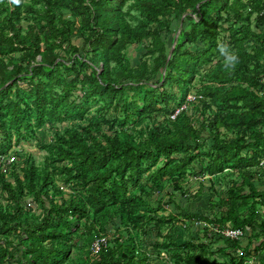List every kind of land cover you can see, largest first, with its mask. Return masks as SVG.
Instances as JSON below:
<instances>
[{
	"label": "trees",
	"instance_id": "trees-1",
	"mask_svg": "<svg viewBox=\"0 0 264 264\" xmlns=\"http://www.w3.org/2000/svg\"><path fill=\"white\" fill-rule=\"evenodd\" d=\"M263 11L264 0H0V155L17 158L12 180L0 169V264H264ZM45 126L44 162L20 167L10 150ZM206 189L218 197L208 210L175 203ZM199 223L196 238H173ZM227 227L247 244L215 232Z\"/></svg>",
	"mask_w": 264,
	"mask_h": 264
},
{
	"label": "rangeland",
	"instance_id": "rangeland-1",
	"mask_svg": "<svg viewBox=\"0 0 264 264\" xmlns=\"http://www.w3.org/2000/svg\"><path fill=\"white\" fill-rule=\"evenodd\" d=\"M42 5L38 4L37 5V8H41ZM66 17H69V15H66ZM196 18V20L198 21L200 19V17L198 16H194ZM74 39V42L76 45L78 46H82L83 44V41H82V38L80 36H75L73 37ZM177 39H178V36L176 37L175 41H174V45H173V48H175V45L177 44ZM193 46H190V48H192ZM172 48V49H173ZM194 48V47H193ZM145 53V49H144V46L143 45H136V46H133V47H130L128 49V55H129V58L131 59L133 65H137L139 63V60L140 58L144 55ZM60 54H62L64 56V52H61ZM95 109V108H94ZM94 109L92 110V114L95 113ZM193 111L190 112V114H192ZM91 116V115H90ZM90 118V117H89ZM70 126V123L66 124V125H59L58 128L60 130H64L66 127H69ZM44 130L45 131H41L37 134V138L33 141H28V142H22L20 145L18 146H13L12 149L10 150V152H12L11 154H13L14 152L18 154V158H19V164H20V167H22L25 163V160L28 156H34L35 159H36V162L38 164H41L44 162L45 160V155L47 154V152L45 150H42L40 147H39V142H43V141H46V142H49L53 137H52V134L50 133L49 129L47 126L44 127ZM197 169L199 170L200 167H197ZM12 171V170H11ZM9 178V180H12L11 178V172L9 173V175L7 176ZM200 180L199 179H195V177H190V179H188L187 183H186V188L189 190V193H191L192 195H194L200 188ZM204 183L206 185L209 184V179H206L204 181ZM170 192H173V190L169 189ZM215 190L219 193H221L222 196L225 195V190L226 188L223 187L222 185H219L217 184L215 186V189H214V192ZM206 193L204 196H201L199 197L197 200H187L189 198L187 197H183V196H180L181 194H177V198L175 200V203L180 206L181 208H185L189 211H192V212H202V210L204 211L205 209L208 210L210 209V205H209V198H208V195L212 198V200L214 201H217L218 200V197L215 195V193H213L211 190L209 191V189H206L205 190ZM212 192V193H211ZM164 198L162 199L164 202V204H167L166 202L168 201V196L166 195V191L163 192V194H161L160 196H157L155 198V200H157L156 202H153L152 203V206L153 207H157V202L161 199V198ZM0 200L3 202L4 205H6L8 203V200L5 199V197L2 196L1 192H0ZM32 201L31 199L27 200L26 201V204L28 205V203ZM28 208V207H27ZM166 214H168V212H173V213H176V209H175V206L172 204V205H166ZM33 212H37L38 214H43V211L42 210H37V206L36 204H34L32 202V208H30ZM208 215L211 217V214L208 213ZM261 216L264 215V210L261 211ZM205 227V224L203 223H199L197 225H195L193 228L191 229H187V231L185 232L182 231V230H179L177 229V231L174 233V236L173 238H176L178 240H180V242H185L186 240L188 239H192V238H196V234L197 233H200L202 234L203 233V229ZM117 226L115 227L114 230H117L116 229ZM211 231L213 230V227H210ZM113 232H111V239L113 240L115 237L114 233L112 234ZM248 236H250L251 232L248 231ZM202 237V236H201ZM155 241H157L156 238H150L148 239V242L150 244H154ZM248 242V238L247 237H244V239L241 240V243L243 246H245ZM220 246H224V244L222 243V241L218 242V243H215V245H213L212 247V250H216L218 249ZM77 254V252L75 251L73 256H75ZM252 261H253V258L250 260L249 264H252Z\"/></svg>",
	"mask_w": 264,
	"mask_h": 264
},
{
	"label": "built area",
	"instance_id": "built-area-1",
	"mask_svg": "<svg viewBox=\"0 0 264 264\" xmlns=\"http://www.w3.org/2000/svg\"><path fill=\"white\" fill-rule=\"evenodd\" d=\"M263 15H264V11H263ZM194 99H195L194 96H191V95L188 96V100H194ZM185 108L186 107L184 106L183 109H185ZM179 112H180V110H177L176 114L174 116H172V119H175L176 115H178ZM16 160H17V158H15L14 155H12V156L0 155V169H1V171L3 173H5L6 175H9L10 170H9L8 166L15 163ZM27 207L32 208V202H29ZM215 232L220 233L223 237H225L226 239H230V240L241 241L245 237L244 231L239 229V228L227 227L224 229H217V230H215ZM110 241H111L110 235H102L101 237L97 238L92 243L91 251L95 255L100 254V252L102 251L103 248H106L107 246L110 245ZM162 257L164 259H167L169 261V263H172V261L167 257L166 253H162Z\"/></svg>",
	"mask_w": 264,
	"mask_h": 264
},
{
	"label": "clouds",
	"instance_id": "clouds-1",
	"mask_svg": "<svg viewBox=\"0 0 264 264\" xmlns=\"http://www.w3.org/2000/svg\"><path fill=\"white\" fill-rule=\"evenodd\" d=\"M15 4H19L21 0H13ZM218 51L224 57V68L226 71H234L238 64V56L235 55L227 44L218 43Z\"/></svg>",
	"mask_w": 264,
	"mask_h": 264
},
{
	"label": "water",
	"instance_id": "water-1",
	"mask_svg": "<svg viewBox=\"0 0 264 264\" xmlns=\"http://www.w3.org/2000/svg\"><path fill=\"white\" fill-rule=\"evenodd\" d=\"M174 50V48L172 49V51Z\"/></svg>",
	"mask_w": 264,
	"mask_h": 264
}]
</instances>
